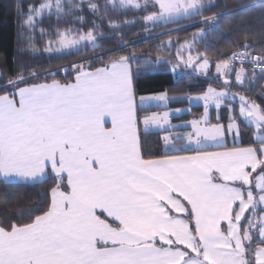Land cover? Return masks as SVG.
<instances>
[{"label": "snow or ice", "instance_id": "snow-or-ice-1", "mask_svg": "<svg viewBox=\"0 0 264 264\" xmlns=\"http://www.w3.org/2000/svg\"><path fill=\"white\" fill-rule=\"evenodd\" d=\"M213 7V0H40L24 12L17 2L18 54L32 57L98 52L105 39L123 41L134 22L147 33L188 21L201 27L183 42L164 33L155 59L118 43L72 64L68 81L52 71H0V185H48L43 200L17 209L19 219L0 221V264H264V103L243 94L264 80V45L245 37L239 50L217 57L199 95L137 90L141 76L162 69L178 79L212 75L199 45L218 25V15H206ZM129 12L138 19H118ZM105 21L114 35L105 36ZM183 99L204 111L174 124L183 110L170 105ZM149 136L159 138L160 152H145Z\"/></svg>", "mask_w": 264, "mask_h": 264}, {"label": "trees", "instance_id": "trees-1", "mask_svg": "<svg viewBox=\"0 0 264 264\" xmlns=\"http://www.w3.org/2000/svg\"><path fill=\"white\" fill-rule=\"evenodd\" d=\"M17 2L21 4L22 10L27 12L29 4H38L40 0H0V71L6 68L9 74H13L17 67H20L22 69H28L29 71L35 69L41 75L45 72L52 71L56 73V79L68 81L72 78V64L109 51L115 48L118 43L125 45L126 42L128 53L136 51L138 56L155 59L157 54L155 52L156 47L162 42H167L169 39L164 33L172 32L171 40L173 42L177 39L183 42L201 27L197 22L188 21L178 25H171L167 28H157L151 31V33H147L143 31L142 21L134 22L129 23L123 28V41H117L114 38L111 40L105 39L102 41L105 47L98 52H88L86 54L70 55L62 58L56 56L49 58L47 54L41 52L38 56L32 57L28 54H18L16 41L18 29ZM213 3L214 7L206 15H218L219 22L212 31L208 32L206 39L199 45L201 51H204L205 48L207 49L206 55L212 62V75L209 77H196L193 75L192 79H178L171 72L162 69L159 72L141 76L137 80L138 93L148 94L167 90L170 98L199 95L202 90L208 87L209 82L213 79L214 71L212 69L215 67L217 57L227 56L239 50L245 43V37H247V43L253 47L264 45V0H213ZM146 14L141 12L139 16ZM88 18L90 21L91 16L89 15ZM118 19L121 21L125 19L133 21L138 19V17L136 13L129 12L126 16L122 15ZM42 26L45 28L49 27V22L47 20L44 21ZM87 27L88 25L86 24L85 31ZM103 31L105 36L114 35L108 32L107 21L104 22ZM41 45L42 42L39 39V33H37V46L40 47ZM149 54H151L150 57ZM164 55L165 58H170L166 53ZM172 55H175V49H173ZM94 64L95 66H100L101 61L94 60ZM65 68H67V72L62 71ZM249 71L251 70L249 69ZM27 75L28 71H25V76ZM50 79L52 77H49ZM212 86L219 87V84L213 83ZM262 88H264V80H258L252 91H244L243 94L250 96L257 103H264V94L261 93ZM231 91H239L235 86L234 78ZM170 107L172 109L186 107L191 109V111L173 118L172 122L174 123L193 120L199 117L204 111L201 106H189L187 99H183L182 102L172 103ZM215 115L216 110L212 109L211 119L213 122H215ZM241 132L243 135L249 137L243 127L241 128ZM248 142L249 140L247 143L241 145L247 146ZM143 145L146 153H158L163 148L157 136L145 137ZM47 188L48 185L37 187L19 184L9 186L0 185V221L11 222L19 219L17 209H27L34 202L43 200Z\"/></svg>", "mask_w": 264, "mask_h": 264}, {"label": "rangeland", "instance_id": "rangeland-1", "mask_svg": "<svg viewBox=\"0 0 264 264\" xmlns=\"http://www.w3.org/2000/svg\"><path fill=\"white\" fill-rule=\"evenodd\" d=\"M213 71H214V73H213V77H214V75H215V67L212 69ZM234 79H235V77H233ZM220 83H222V82H220ZM217 88H219V87H217ZM194 96H196V95H194ZM188 103H189V101H188ZM189 106H201V105H197V104H190L189 103ZM202 107V106H201ZM203 108V107H202ZM174 109H181V110H183L180 114H177V116H179V115H181V114H183V113H187L188 111V107H186V108H174ZM214 109V108H213ZM215 110V109H214ZM237 111H238V108H237ZM216 115H217V113H216ZM216 115H215V120H216ZM220 115L223 117V119H224V121H225V123L227 122V109H224L221 113H220ZM201 116V115H200ZM199 116V117H200ZM199 117H197V118H199ZM197 118H195V119H197ZM249 140V137L248 136H245V135H243L242 134V132H241V139H240V144H244V143H247V141ZM229 143L231 144V140H229Z\"/></svg>", "mask_w": 264, "mask_h": 264}, {"label": "crops", "instance_id": "crops-1", "mask_svg": "<svg viewBox=\"0 0 264 264\" xmlns=\"http://www.w3.org/2000/svg\"><path fill=\"white\" fill-rule=\"evenodd\" d=\"M180 116V115H179ZM176 117H178V116H176ZM175 118V117H174ZM172 123H174V122H172ZM180 123H183V122H177V123H174V124H180Z\"/></svg>", "mask_w": 264, "mask_h": 264}, {"label": "built area", "instance_id": "built-area-1", "mask_svg": "<svg viewBox=\"0 0 264 264\" xmlns=\"http://www.w3.org/2000/svg\"><path fill=\"white\" fill-rule=\"evenodd\" d=\"M238 63V62H237Z\"/></svg>", "mask_w": 264, "mask_h": 264}]
</instances>
